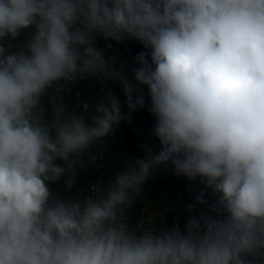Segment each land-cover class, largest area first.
Wrapping results in <instances>:
<instances>
[{
  "label": "clouds",
  "instance_id": "obj_1",
  "mask_svg": "<svg viewBox=\"0 0 264 264\" xmlns=\"http://www.w3.org/2000/svg\"><path fill=\"white\" fill-rule=\"evenodd\" d=\"M30 27L21 50L0 43V264H264V0H0V41ZM98 37L148 50L134 82ZM89 78L118 80L130 112L147 86L160 150L145 146L106 186L66 200L50 185L72 187L87 150L128 119L99 82L87 115L66 111L64 88ZM169 164L218 195L215 216L183 230L130 223L142 186Z\"/></svg>",
  "mask_w": 264,
  "mask_h": 264
},
{
  "label": "built area",
  "instance_id": "obj_2",
  "mask_svg": "<svg viewBox=\"0 0 264 264\" xmlns=\"http://www.w3.org/2000/svg\"><path fill=\"white\" fill-rule=\"evenodd\" d=\"M34 32V27H30L28 29L22 30L16 39L13 40L6 37L3 41H0V43H3L8 49L6 54L14 53L26 46V44L30 41L31 36L34 35ZM121 42L125 49L133 54L135 59L139 53L146 52L132 40L127 39ZM117 71L124 73L130 80V75L126 72V70L118 69ZM99 81L101 80L89 78L80 79L75 83L68 84L67 87L62 91V98L65 93L71 91L73 88L72 101L76 106L75 113L77 115H87L88 113L85 112V109L87 107H94L99 103V101H94L92 98H89L91 97V94L88 91V87L85 85V83L89 82L92 84V86H95V84ZM118 83L119 91L116 92L112 89L109 91H111L115 97L119 96L120 100H122L124 104L127 105L125 103L126 96L122 90V86L119 81ZM61 85H63V82H61ZM140 87L143 89L145 100V106L140 108V110L148 113L156 120V117L153 116L149 111L151 102L150 97L148 96L147 86ZM56 94L57 93L55 92L54 86V88L48 90V95H45L42 98L43 105L47 99L48 104L51 106V110H49V117L47 119L49 122L54 118L52 111L53 105L49 97L50 95ZM46 106L47 105H44V108ZM149 131V128L136 125L130 118L122 120L118 125L114 126L112 133L105 137L101 142L94 144L87 150L82 167H84L85 164H90V170L92 171L91 174L93 175L89 179L85 190H82L80 186V177L78 171L76 175V183L72 187H67L64 183L66 177H61L57 183L50 185L52 191L66 200L87 198V196L91 193L93 186H106L105 178L108 172L111 170L113 164L118 163L117 158L125 159L126 163L124 164L123 169H121L123 171L130 161H134L135 159H140L143 157V155H141V151H143L145 156L147 155L145 146H147V148L151 149L153 152H158L156 145L154 144L155 142H145V140L149 137ZM128 135H132L135 138L130 149L124 144V140L128 137ZM88 153H91L92 157ZM58 163L63 162L58 161ZM200 180V178H197L194 181H190L186 177L174 175L173 166L171 164H169L167 168L161 166L155 171L152 178L146 181V183L142 186L143 191L140 193L133 208L130 210V223L136 224L137 221H144L145 223L151 222L156 227H159L161 223H159L157 220L163 217L164 214H172L170 217L171 226L174 223H178L181 230H183L185 222L189 218L196 216L195 218L199 219L206 215L215 216V212L212 211V206L216 203L218 195L214 194L212 190L207 188L205 185L201 187L199 184ZM157 183L162 184V189L160 192L161 204L155 201L153 198ZM195 189L198 190V194L196 196H191L188 198V200H186L183 193L189 191L193 193ZM198 197H201L204 203H200L197 199ZM164 199L166 202H164ZM191 213L194 214L192 217H190Z\"/></svg>",
  "mask_w": 264,
  "mask_h": 264
},
{
  "label": "trees",
  "instance_id": "obj_3",
  "mask_svg": "<svg viewBox=\"0 0 264 264\" xmlns=\"http://www.w3.org/2000/svg\"><path fill=\"white\" fill-rule=\"evenodd\" d=\"M134 41H136L135 39H133ZM97 47L100 49L104 50L105 54H110V58L111 61L114 62L113 66L116 70L123 68L126 70V72L130 75V80H133L134 82V77H133V70L137 67H139L140 65L137 63V61H135L133 55L130 52H126V49L124 47V45H122V42H116L114 40H103L101 38H97ZM136 43L138 45H140V47L142 48V50L144 51H148L147 49H145L138 41H136ZM115 82V84H114ZM87 86H88V91H92L94 90L93 87L91 86V83L87 82ZM143 86V85H142ZM110 89L119 91V83L117 80H110V81H103V82H99L96 86V90H97V94L98 97H104L105 91H108ZM65 99L66 101L71 99V94L68 93L65 95ZM117 99L120 100V97H117ZM95 100L97 101L98 99L95 98ZM121 101V111L122 114H124L126 117L132 119V121H134L135 124L144 126V127H149L151 128V134L148 135L149 137L145 140V142H154L156 141L154 144L156 145V147L160 150V144H159V140L158 138L153 134L152 132V127H155L156 121L151 118V116L149 114H147L144 111L140 110V107H137L135 111H131L128 109L127 105L124 104V102L122 100ZM47 105L44 109H45V115L46 118L48 119L49 117V110H51V106L48 104L47 99L45 100V104ZM43 105V106H44ZM66 111L71 114V113H75L76 111V106L74 104V102H69L66 108ZM135 140V138L132 135H128V137L124 140V144L130 149L132 146L133 141ZM91 157L92 154L88 153ZM141 155H143L142 158L145 157L143 151H141ZM118 164L114 167L115 168V172H109V174L107 175V182L114 177V175L118 172V169L120 166H122V164L124 163L125 159L123 158H117ZM92 171L90 170V164H85L84 167H82V169L80 168L79 170V180H80V186L82 188V190H85V188L87 187L88 181L89 179L92 177L93 174H91ZM107 184V183H106ZM199 184L202 186L205 185V182H203L202 180H200ZM162 189V184L161 183H157L156 184V190L154 193V200L157 201L158 203L161 204L160 202V192ZM186 200H188V198H190L191 196H196L198 194V190L195 189L193 193H191V191L189 192H184L183 193ZM67 196V195H64ZM163 202V201H162ZM164 202L165 199H164ZM197 205V203H196ZM194 214L191 213L190 217H192ZM172 216V214H164L163 217H161L159 220H157L159 223L161 224H166L168 227H171L170 224V217ZM196 217V216H194Z\"/></svg>",
  "mask_w": 264,
  "mask_h": 264
}]
</instances>
